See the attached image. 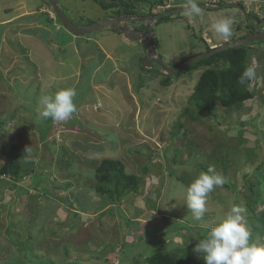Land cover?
<instances>
[{"label": "rangeland", "instance_id": "374dc122", "mask_svg": "<svg viewBox=\"0 0 264 264\" xmlns=\"http://www.w3.org/2000/svg\"><path fill=\"white\" fill-rule=\"evenodd\" d=\"M96 1L62 3L75 23H90L101 9ZM133 1L140 17L149 6L156 7L154 12L180 10L155 25L156 50L169 67L245 37L248 14L264 20V0H195L200 14L191 16L186 14L187 0H163V8L145 0ZM18 3L31 11L38 1L0 0V155L3 146L19 144L22 165L29 174L15 187L0 182V264H135L136 260L146 264V257L156 251L187 249L190 232L178 222L206 234L233 205L245 209L252 197L243 191L246 175H256L255 169L260 167L257 173L264 178L262 41L254 43L249 60V66L256 69L250 87L253 99L231 110L219 106L216 119L191 116L184 111L203 68L196 70L192 65L180 77L175 76L169 87H163L159 74L140 71L138 59L122 44L123 36L108 31L92 34L97 42L88 45L94 58L87 54L85 59H92L82 62L68 55L62 64L57 58L70 41H60L54 25L47 28L55 52L35 44L31 36L36 28L20 32L21 40L10 32L21 21H3L18 13ZM233 3L242 8L232 7ZM86 11L81 17L79 12ZM225 16L236 21L228 40L212 28ZM252 17L251 23L257 19ZM238 26L243 27L237 30ZM61 29V33L68 31L62 25ZM85 42L81 38L74 44ZM132 44L133 53L146 54L141 43ZM120 49L122 53H118ZM67 65L79 72L68 76L72 70ZM64 88L76 90V112L67 121L40 118L41 96ZM176 122L184 128L178 130ZM183 138L193 141L194 149ZM222 156L230 160L225 177L235 189L215 188L208 196L204 216L194 220L187 208V185L202 172L199 164L213 163ZM104 158L121 161L127 172L142 180L139 194L128 195L121 208L104 202L93 190L95 170ZM67 183L69 189H65ZM255 208L258 213L264 210V194ZM242 215L253 233L252 241L264 243L261 223H252L247 211ZM196 244L191 256L204 261L194 251Z\"/></svg>", "mask_w": 264, "mask_h": 264}, {"label": "trees", "instance_id": "16d2710c", "mask_svg": "<svg viewBox=\"0 0 264 264\" xmlns=\"http://www.w3.org/2000/svg\"><path fill=\"white\" fill-rule=\"evenodd\" d=\"M96 1V0H95ZM155 5H163V0H145ZM97 2V1H96ZM124 10L127 14H136L135 6L133 7V0L127 2L123 0ZM100 8L104 12V15L95 20H90V23L99 21L100 19H107L111 17H117L120 15V6L114 3V0H110L108 3L106 0H100ZM257 18L264 27V20H261L256 14L251 15ZM171 17L162 18L168 20ZM49 25H54V22L60 23L58 20L48 19ZM80 24V22L78 23ZM89 24V23H87ZM61 25V23L59 24ZM246 29L254 30L255 22H249ZM242 26H238L237 30H241ZM112 32V31H111ZM251 32V31H250ZM66 33L69 35L68 31ZM250 34V33H249ZM71 36V35H70ZM92 34L89 36L91 37ZM125 37V36H124ZM244 38V37H243ZM264 43V40H261ZM256 43V42H255ZM262 44V43H260ZM257 44H249L234 49H229L224 52L213 55L207 59L197 62L193 65V68L199 70L203 68V72L194 86L193 92L189 96L188 105L189 107L184 113L192 116V113L204 117V118H217L216 110L219 106L226 110L240 108L246 101L253 99L254 94L250 89L255 83V79L246 81L244 84L239 82V77L249 66V60L252 57V46ZM64 45H62L63 47ZM211 49H208L210 51ZM253 51V50H252ZM134 57L138 59V67L140 71L146 73L141 62L145 55L141 56L138 53L134 54ZM174 67V66H173ZM153 75L156 73L152 72ZM180 75V74H179ZM178 74L175 76H179ZM162 77L160 83L163 87H169L172 84V79L175 77ZM180 77V76H179ZM178 78V77H177ZM194 108V109H193ZM52 122V121H51ZM176 128L181 130L184 128V124L176 122ZM186 137V134H184ZM186 141L187 147H192L194 142L189 138H183ZM194 149V146L192 147ZM217 146L215 150L217 151ZM193 152V150H191ZM204 155V154H203ZM23 149L19 144H7L2 147L0 155V182L12 184L14 187L23 176H27L29 173L23 168L22 165ZM214 157V156H213ZM209 159V157H207ZM210 161H213L210 159ZM230 160L225 156L217 158L213 163H202L199 164L202 171H207L209 167H214L217 172L221 173L225 178L224 185L230 190H234V186L227 179V166ZM260 167L255 169L254 176L246 175L243 185V191H247L252 197H248V202L245 205V209L248 214V219H251L253 223L255 220L261 223V229L264 230V210L260 213L256 212L255 206L261 203L264 194V178L263 175L257 173L260 171ZM133 174V173H132ZM126 170V166L119 160L110 158H104L98 164L95 170L96 183L93 186V190L103 198L104 202H109L113 207H122L123 200L130 194L138 195L141 178L136 175H132ZM194 180L191 179L188 187ZM11 182V183H10ZM6 185H4L5 188ZM71 186L69 183L65 185V189H69ZM1 190V186H0ZM90 193V190H89ZM97 203V202H96ZM74 215L78 216L76 211H72ZM130 220V219H129ZM131 221V220H130ZM134 225L135 221H131ZM137 225V224H136ZM182 228L184 227L190 232L191 243L187 249H182L174 252L156 251L149 255L145 259L146 264H205L202 259H196L191 256V248L194 243H198L200 239H203L206 234L195 232L196 230L188 225L187 223L178 222ZM9 232V231H7ZM252 233V232H251ZM253 240V233H252ZM69 252H66V254ZM40 262V261H39ZM135 264H140L139 260H136Z\"/></svg>", "mask_w": 264, "mask_h": 264}, {"label": "clouds", "instance_id": "9594fccd", "mask_svg": "<svg viewBox=\"0 0 264 264\" xmlns=\"http://www.w3.org/2000/svg\"><path fill=\"white\" fill-rule=\"evenodd\" d=\"M47 1L48 0H46V3ZM102 1H105V0H102ZM127 2H130V0H128ZM114 3H116V0H114ZM59 4H60V1H59ZM133 4H134V1H133ZM149 4L150 2H148V5ZM47 7L49 8L45 10L47 17H49L50 19H53V21L54 20L59 21L53 9L49 6ZM158 7L163 8L164 6L159 5ZM123 8H124V5H123ZM155 8L149 6V11L145 12V14H143L142 16L144 17L158 16L163 13L171 11V8H169L168 10H159L157 12H154ZM186 14L190 16L200 14V8L195 2V0H187ZM126 15L138 16L134 13L132 14L126 13ZM168 17L172 18V16H168ZM111 18H115V17H111ZM107 19H110V18H107ZM103 20H106V19H103ZM103 20H100V21H103ZM158 20L154 22V24L152 25L153 30H154V25L157 24ZM100 21H96V22H100ZM134 23H138V22H133L132 26ZM235 23L236 21L233 17L225 16V17L218 19L212 25V28L215 33L223 37L225 40H228L233 35V25ZM75 24L79 25L78 23H75ZM80 24L89 25L93 23H89V24L80 23ZM61 25L64 26L62 23ZM61 25L54 22V27L57 30H61L60 29ZM147 25L149 26V24ZM68 33L72 37L84 38V37L90 36V35L77 36L73 34L72 32H70L69 30H68ZM117 34H121V33H117ZM154 34L156 36L153 39V42L156 48L157 45H156L155 39L157 38V34L155 30H154ZM121 35L124 36V34H121ZM146 55H147V52H146ZM146 55L143 58V60L146 58ZM158 70H161V69L158 67ZM145 72H152V71H145ZM255 78H256L255 67L248 66L247 68H245V70L239 77V82L241 84H244L246 81H251ZM76 95L77 93L74 88H64V89L58 90L54 95L41 96L40 98L41 111L39 112L40 118L42 119L51 118L53 121H57V122L67 121L77 110L76 104L74 103V98L76 97ZM224 183H225L224 176L221 173L217 172L214 167H209L206 172L202 171L199 174V176L196 179H194V181L187 188V196H186L187 208L191 212L194 220L199 221L202 219L205 212L207 211L206 203H207L209 194L215 188L222 187ZM245 211L246 209H244L243 207L239 205H233L224 214L223 218L214 227H212L210 231L207 232L206 236L203 239H200L199 242L195 245L194 251L202 255L205 261V264H264V243H258V242L252 241L251 230L249 229L246 223L245 217L242 215V213H244Z\"/></svg>", "mask_w": 264, "mask_h": 264}, {"label": "water", "instance_id": "95a60500", "mask_svg": "<svg viewBox=\"0 0 264 264\" xmlns=\"http://www.w3.org/2000/svg\"><path fill=\"white\" fill-rule=\"evenodd\" d=\"M116 3L121 8V14L118 17L106 19L100 22H96L89 25H77L73 23L67 14L64 12V10L61 9L59 0H48L47 6L51 7L56 14L59 21L73 34L77 36H88L93 33H98L105 30H113L116 33L124 34V36L133 41V42H140L141 45L144 47V49L147 51L146 58L142 60L141 66L144 71H152L157 74H159L162 77H172L175 76L184 70L188 69L190 66L196 64L199 61H202L204 59H207L213 55H216L218 53L224 52L229 49L238 48L241 46L253 44L255 42L264 40V30H257L254 33L239 39L235 42L211 49L208 52L198 54L194 57H191L187 59L186 61L178 64L175 67H169L167 66L163 59L160 57L158 52L156 51L155 44L153 42V39L155 38L154 30L152 28V25L154 22H156L158 19L171 16L175 12H179L180 10L175 9L173 11H169L166 13H163L158 16H148V17H140V16H133V15H126L124 12V8L120 0H117ZM232 7L236 8H242L239 4H233ZM138 22L141 24H149V31L148 32H140L137 30H134L132 28V23ZM258 23V21H257ZM155 65L158 66L161 70H158L155 68Z\"/></svg>", "mask_w": 264, "mask_h": 264}, {"label": "crops", "instance_id": "0c3cea01", "mask_svg": "<svg viewBox=\"0 0 264 264\" xmlns=\"http://www.w3.org/2000/svg\"><path fill=\"white\" fill-rule=\"evenodd\" d=\"M37 1H38L37 8L35 7L31 11L24 10V4H21V3L16 4L15 5V9L18 11V13L12 15V17L10 19H7V20H5L3 22H9L10 21L11 23H13V22H15L17 20H20L21 21L18 25H16V27H13V29L16 28V30H11L10 31L12 34L15 35V38H19L20 35L22 34V33L20 34V32H23L26 29H29L31 27L36 28L37 29L36 30L37 33H35L34 36H31V38L33 37V39H34L35 44L43 45V46H46L47 45L48 48H49V50H51V51L53 50L55 52V50H56L57 47H55V45L52 44V38H51L52 34H51V31H49L48 28H47V26H48V24L50 22L48 20L49 17H47V15L45 13L46 8L43 5V0H37ZM22 8H23V11H21ZM94 10H98V8L96 7ZM5 12H6V14H8V11L7 10H5ZM87 12L88 11H86V14H87ZM79 13H81V15H84L85 14V12H79ZM79 13H78V15H79ZM38 15H40L42 18L41 17H36ZM102 15H104V12L100 9L99 15L96 16V17H93L92 20L98 19ZM43 16H46V17L43 18ZM100 20H102V19H100ZM106 31H108L110 33H113V35L115 34V32L112 31V30H105L103 32H106ZM57 32L59 34V40L60 41H63V42L64 41H70V43L67 42L68 45H67V47L65 49H61L62 51L60 53H62V54H60L59 57L57 56L58 53L55 54L56 57H58L57 59L60 60V62L62 64L65 63V59H63V58L68 59L67 58L68 55H71V56H74V57H79L82 62L83 61L84 62H87V61H89V60H91L92 58L95 57V55H91L90 54L91 51L89 49V45L88 44L89 43H92V41H93V43H95V42H97L96 40H94L92 38H89V37H84L82 39L86 40L85 44L76 45V44H74V42L79 41L81 39V37H72V36L68 35L65 32L61 33V30H57ZM60 34H62V35H60ZM118 35H121V34H118ZM121 36H123V35H121ZM61 38H63V40ZM123 39H125V40H124V42L122 44H124L125 46L126 45L128 46V48L126 49V51L130 55L134 56V54L136 52L133 53L132 50H134V49H132V48H135V46H133L132 42L130 40L126 39V37L123 36ZM24 43L26 45H29L26 42H24ZM134 45H138L139 46V44H134ZM49 50H48V52H49ZM117 51H118V53H122V49L117 50ZM10 52H13V51H10ZM99 52H101V50L98 51V56H99ZM87 54H90V56H92V58L85 59L86 58L85 56ZM39 55H40V52H39ZM62 55H63V57H61ZM109 62L110 61H106L105 63L109 64L108 68L111 69L110 67L112 65ZM67 66H69L71 68V70H72L71 72L68 70L70 72V73H68V76H70L71 74H75L76 72H79L77 70V68H72L70 65H67ZM98 69L99 68H97V71H95V72L92 73V80L93 81L96 80V73L98 72ZM73 72H75V73H73ZM56 75H57V77L60 76L59 74H56ZM68 76L62 75V78L63 77H68ZM38 89H40V86H38Z\"/></svg>", "mask_w": 264, "mask_h": 264}, {"label": "flooded vegetation", "instance_id": "af4514ba", "mask_svg": "<svg viewBox=\"0 0 264 264\" xmlns=\"http://www.w3.org/2000/svg\"><path fill=\"white\" fill-rule=\"evenodd\" d=\"M60 1V7H61V9L62 10H64V12L67 14V16L69 17V19L72 21V22H74L72 19H71V17H70V15H69V11H68V9H67V7L62 3V0H59ZM43 3H44V5L46 6V0H43ZM46 9H49L47 6H46ZM95 9V8H94ZM87 14H86V12H85V14L84 15H82L81 17H84V16H86ZM248 16H250V18L249 19H247V20H245V26H244V28H246L247 26H249L248 25V20H251V15L250 14H248ZM252 18H254V17H252ZM254 20V19H253ZM255 21V20H254ZM257 21H258V19H256V21H255V28H254V30H253V32H252V30H251V28L250 29H247V35L246 36H248V35H250V34H252V33H254L255 31H257V30H264V27H263V25L258 21V23H257ZM243 23H244V21H243ZM158 24V23H157ZM156 25V24H155ZM155 25H154V30H155ZM133 28H134V30H137V31H140V32H148L149 31V26L147 25V24H139V23H134L133 24V26H132ZM243 27V26H242ZM60 29H61V27H60ZM62 30V29H61ZM251 31V32H250ZM250 33V34H249ZM245 36V37H246ZM155 41H157V39H155ZM135 43V42H134ZM137 44H139V43H137ZM157 45V44H156ZM146 53V52H145ZM146 55V54H145ZM155 68H157L158 69V66H156L155 65Z\"/></svg>", "mask_w": 264, "mask_h": 264}, {"label": "built area", "instance_id": "2783aa9c", "mask_svg": "<svg viewBox=\"0 0 264 264\" xmlns=\"http://www.w3.org/2000/svg\"><path fill=\"white\" fill-rule=\"evenodd\" d=\"M215 2V1H214ZM216 3V2H215Z\"/></svg>", "mask_w": 264, "mask_h": 264}]
</instances>
